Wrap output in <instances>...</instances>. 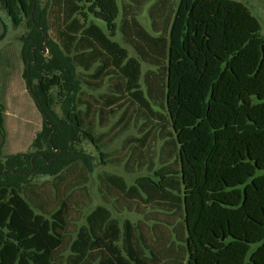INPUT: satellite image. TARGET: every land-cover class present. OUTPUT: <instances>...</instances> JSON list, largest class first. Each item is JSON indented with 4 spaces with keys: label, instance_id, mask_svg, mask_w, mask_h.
Wrapping results in <instances>:
<instances>
[{
    "label": "trees",
    "instance_id": "obj_1",
    "mask_svg": "<svg viewBox=\"0 0 264 264\" xmlns=\"http://www.w3.org/2000/svg\"><path fill=\"white\" fill-rule=\"evenodd\" d=\"M37 3L0 0L13 26L26 21L31 28L22 50L29 63L24 76L44 120L36 142L46 148L7 155L0 174L24 180L32 172L55 173L69 160L67 142L83 126L77 113L66 110L58 119L51 108V89L64 85L59 74L42 73L47 48L71 70L95 65V79L116 72L136 103L149 109L152 100L164 110L166 156L173 161L131 186L117 176L111 180L145 204L183 214L175 237L184 243L186 260L178 252L175 264H264V37L249 8L237 0H180L168 31L159 35L131 18L133 57L112 39L117 0H51L43 22L35 16ZM0 25L3 39L7 26L3 20ZM50 27L56 38L46 39ZM141 60L154 67L144 75L145 92ZM5 115L0 102V147ZM82 134L95 142L91 132ZM66 213L62 202L47 217L21 195L19 182L1 186L0 264H56ZM138 239L133 224L125 220L120 227L109 208L97 206L71 242L66 264H151Z\"/></svg>",
    "mask_w": 264,
    "mask_h": 264
},
{
    "label": "rangeland",
    "instance_id": "obj_2",
    "mask_svg": "<svg viewBox=\"0 0 264 264\" xmlns=\"http://www.w3.org/2000/svg\"><path fill=\"white\" fill-rule=\"evenodd\" d=\"M179 1L117 0L120 15L116 20L118 29L112 39L126 48L130 56L137 57L130 19L133 18L152 35L164 34ZM237 1L245 4L258 19L264 37V0ZM50 5L51 0H38L34 10L39 22L47 18ZM0 20L7 26L5 37L0 39V102L6 114L5 143L0 147V165L3 168L7 155L42 151L46 143L36 142L44 120L24 76L29 63L23 60L22 50L31 28L26 21L13 26L1 4ZM94 22L105 30L103 22ZM47 34L49 38H56L54 27L45 32L46 39ZM42 54L43 75L59 74L64 85L62 89L53 87L48 95L54 114L63 119L66 110L77 113L83 126L67 142L69 160L55 173L32 172L25 175L24 180L7 179V175L2 173L0 187L19 182L21 195L36 212H43L49 215L47 217L62 202L66 203L63 241L55 252L56 264H66L70 260V244L78 229L86 225V216L97 206L109 208L120 227L125 220L133 224L138 242L151 264H175L172 257L178 252L185 263L184 243L175 237L183 224V214L168 211L166 206L145 204L119 191L111 180L117 176L131 186L138 177H153L154 172L163 170L173 161L166 156L170 127L166 124L164 110L152 100L149 109L136 103L124 92L123 82L114 71L98 80L93 77L95 65L90 70L80 66L71 70L62 58L52 57L47 48L42 50ZM141 66L140 86L145 92L144 75L154 72V67L142 60ZM120 91L123 93L116 98ZM83 129L92 133L95 142L82 134ZM182 238L185 239V233ZM118 245L121 246V242ZM151 251L158 261H154Z\"/></svg>",
    "mask_w": 264,
    "mask_h": 264
}]
</instances>
